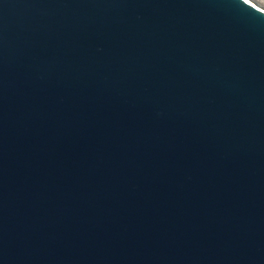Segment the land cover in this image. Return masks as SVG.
<instances>
[{"label": "water", "instance_id": "water-1", "mask_svg": "<svg viewBox=\"0 0 264 264\" xmlns=\"http://www.w3.org/2000/svg\"><path fill=\"white\" fill-rule=\"evenodd\" d=\"M0 264H264V3L0 0Z\"/></svg>", "mask_w": 264, "mask_h": 264}, {"label": "bare ground", "instance_id": "bare-ground-1", "mask_svg": "<svg viewBox=\"0 0 264 264\" xmlns=\"http://www.w3.org/2000/svg\"><path fill=\"white\" fill-rule=\"evenodd\" d=\"M259 1H261L262 3H264V0H259Z\"/></svg>", "mask_w": 264, "mask_h": 264}]
</instances>
